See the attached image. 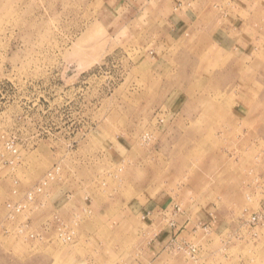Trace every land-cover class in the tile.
Segmentation results:
<instances>
[{"label":"rangeland","instance_id":"obj_1","mask_svg":"<svg viewBox=\"0 0 264 264\" xmlns=\"http://www.w3.org/2000/svg\"><path fill=\"white\" fill-rule=\"evenodd\" d=\"M260 213L264 0H0V264H264Z\"/></svg>","mask_w":264,"mask_h":264},{"label":"built area","instance_id":"obj_2","mask_svg":"<svg viewBox=\"0 0 264 264\" xmlns=\"http://www.w3.org/2000/svg\"><path fill=\"white\" fill-rule=\"evenodd\" d=\"M38 192H41V189H38L37 190ZM34 195H36L34 192H32V193H29L28 194V196H27V199L29 200V201H33V197H34ZM179 211V210H178ZM264 222V213H260V214H257V215H252V218H251V220H250V223L252 224V226H256V225H259L261 222ZM172 227H175L176 225H175V223L174 222H172L171 224H170ZM65 237V234H63V238ZM64 241L65 240H70V237H66L65 239H63ZM192 255L194 254V256L193 257H195L196 255H195V253H196V249H194V248H192V252H190Z\"/></svg>","mask_w":264,"mask_h":264},{"label":"crops","instance_id":"obj_3","mask_svg":"<svg viewBox=\"0 0 264 264\" xmlns=\"http://www.w3.org/2000/svg\"><path fill=\"white\" fill-rule=\"evenodd\" d=\"M156 210L160 211L161 209L158 207ZM156 243L157 244H160L161 248L163 249L164 243H165V234L164 233H163L162 237H160L159 240ZM156 249H157L156 250V254L158 255L162 250L159 251V248L158 247ZM152 254H153V252L152 253L150 252L147 258L148 259H155V258H157V260L159 259V257L157 255H154V254L152 255ZM150 255H151V257H150Z\"/></svg>","mask_w":264,"mask_h":264}]
</instances>
